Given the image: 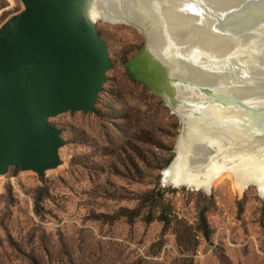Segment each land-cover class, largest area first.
<instances>
[{"label": "rangeland", "instance_id": "374dc122", "mask_svg": "<svg viewBox=\"0 0 264 264\" xmlns=\"http://www.w3.org/2000/svg\"><path fill=\"white\" fill-rule=\"evenodd\" d=\"M23 9L21 0H0V27ZM96 27L112 67L94 113L51 118L66 140L62 164L43 176L14 167L0 174V264H177L183 255L174 224L121 216L153 188L189 224L208 207L213 234L210 241L197 236L196 264H221L219 254L227 257L222 264H264V195L254 184L240 191L231 171L215 179L211 193L164 183L180 120L127 70L145 37L136 25L101 14Z\"/></svg>", "mask_w": 264, "mask_h": 264}, {"label": "bare ground", "instance_id": "6f19581e", "mask_svg": "<svg viewBox=\"0 0 264 264\" xmlns=\"http://www.w3.org/2000/svg\"><path fill=\"white\" fill-rule=\"evenodd\" d=\"M90 12L151 39L139 65L183 115L168 182L205 191L231 171L264 195V0H93Z\"/></svg>", "mask_w": 264, "mask_h": 264}, {"label": "water", "instance_id": "95a60500", "mask_svg": "<svg viewBox=\"0 0 264 264\" xmlns=\"http://www.w3.org/2000/svg\"><path fill=\"white\" fill-rule=\"evenodd\" d=\"M21 1L24 9L0 27V174L14 167L43 176L62 164L60 149L66 144L51 118L67 112L94 113L112 61L91 16L93 0ZM138 29L145 41L126 62L127 70L178 114L181 134V111L172 108L139 65L140 57L150 51L151 39ZM177 144L178 137L175 157L166 169L173 168ZM190 166L196 167L193 160ZM205 191L211 193L212 187Z\"/></svg>", "mask_w": 264, "mask_h": 264}, {"label": "trees", "instance_id": "16d2710c", "mask_svg": "<svg viewBox=\"0 0 264 264\" xmlns=\"http://www.w3.org/2000/svg\"><path fill=\"white\" fill-rule=\"evenodd\" d=\"M138 206L130 208H121V216L127 218L128 222H133L136 218L141 217L146 223H151L154 220L162 222L165 226L174 224V234L176 235L177 244L181 248L182 257L178 259L177 264H196L194 254L197 245V236L202 234L206 241H210L213 228L211 227L207 212L208 207L203 206L198 211V220L195 225L189 224L182 218L171 214L172 207L165 203V194L155 188L148 190L137 197ZM148 208V209H147ZM150 208H159V213H152ZM145 213H142L143 210ZM222 264L224 259H227L225 254L218 255Z\"/></svg>", "mask_w": 264, "mask_h": 264}]
</instances>
